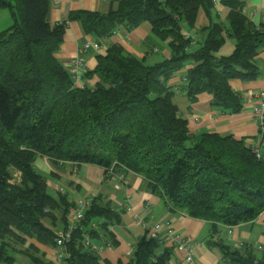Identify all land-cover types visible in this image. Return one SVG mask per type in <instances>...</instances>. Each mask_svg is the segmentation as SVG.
<instances>
[{"label": "trees", "instance_id": "obj_1", "mask_svg": "<svg viewBox=\"0 0 264 264\" xmlns=\"http://www.w3.org/2000/svg\"><path fill=\"white\" fill-rule=\"evenodd\" d=\"M112 1L115 7L106 13L70 11L65 21L53 23L51 0H0L12 16L0 31V264H15L19 250L40 253L29 240L53 246L75 206L62 191L52 192L48 179L57 180L58 174L39 170V157L57 169L94 164L105 177L138 174L143 188L171 212L210 225L207 243L220 250L222 264H264L252 245L237 247L219 237L222 226L251 223L264 213V137L259 158L253 141L216 132L192 134L168 85L192 64L182 86L192 102L208 93L220 114L241 112L243 95L230 81L259 76L256 57L264 49V28L245 14L246 0ZM216 2L229 9L224 21ZM200 9L210 23L198 30L193 44L183 25L195 27ZM68 22L79 23L98 42L120 28L131 31L148 22L151 35L144 44L165 43L170 57L149 62L110 43L81 78L96 77V82L79 85L56 56ZM227 38L234 48L220 55ZM88 199L84 220L67 244L65 264H101L87 237L102 240L104 248L117 244L110 228L121 223L122 210L101 194ZM173 249L145 231L128 261L117 264H169ZM30 259L51 264L42 255Z\"/></svg>", "mask_w": 264, "mask_h": 264}, {"label": "crops", "instance_id": "obj_2", "mask_svg": "<svg viewBox=\"0 0 264 264\" xmlns=\"http://www.w3.org/2000/svg\"><path fill=\"white\" fill-rule=\"evenodd\" d=\"M49 19L53 23L65 21L70 11L92 10L108 12L115 7L112 0H51ZM218 17L224 21L229 9L221 3L215 4ZM9 12V11H8ZM5 8L0 7V31L8 27V13ZM244 12L247 17L258 27L264 28V0H246ZM210 23L209 18L203 9L197 15L195 27L183 25V32L193 36L201 27ZM151 35V26L148 22H142L137 27L128 31L120 28L116 33L107 39L96 41L91 35H86L79 23L68 22L63 43L56 56L67 68H71V59L81 53L86 60L87 70H93L96 66V55L105 53L110 43H120L125 49L139 57L146 56L149 62L159 61L170 57L169 48L165 43L155 41L157 45L144 44L145 39ZM90 42L91 46L85 48ZM101 44V48L97 46ZM234 48L232 39L227 38L220 49V55H228ZM260 68L257 78L251 80L232 79V88L240 92L243 97L248 91L264 89V49L256 57ZM192 67L188 64L184 69L175 73L168 81V85L175 89L173 102L177 106L179 114L189 122V129L192 134L202 132H216L220 134H232L237 139L244 138L247 142H256L259 134V126L245 107L236 114H220L211 106L212 96L202 93L192 102L182 90L184 86L183 77L187 70ZM97 78H83L77 82L79 85L96 82ZM264 145V144H263ZM49 159L39 157L35 166L42 172L49 174L54 171L58 174L57 180L52 182V192L64 190L70 201L76 198L87 196L93 197L101 194L109 199L114 207L122 210V221L110 229L115 235L117 244H111L102 249L100 255L101 264H117L119 260L127 262L133 251L136 240L146 230L152 229L156 224H161L160 234L162 236L179 235L186 243L194 246V264H222V256L217 247L209 246L208 236L210 225L202 220L192 218L181 212H171L166 203L158 196L153 195L143 188V179L140 175L129 173H118L123 175L126 181L115 187L116 178L105 177L104 169L94 164H82L73 166L67 164L63 169L53 168L49 165ZM264 213L251 222L238 226H222L219 237L226 239L231 244L240 247L242 244H250L257 255L263 258L259 245L264 247ZM231 231V232H230ZM97 245H102V240H92ZM40 250L45 251V245L31 240ZM173 245V256L169 264H185L186 252L178 241L170 242ZM51 262V261H50ZM52 263V262H51ZM55 264V263H53Z\"/></svg>", "mask_w": 264, "mask_h": 264}, {"label": "built area", "instance_id": "obj_3", "mask_svg": "<svg viewBox=\"0 0 264 264\" xmlns=\"http://www.w3.org/2000/svg\"><path fill=\"white\" fill-rule=\"evenodd\" d=\"M219 2H216V4ZM189 36V35H187ZM193 39V44L196 43L197 34L190 36ZM91 46V43L88 42L85 45V48ZM97 46L101 48V45ZM71 72L74 75V78L77 82L81 81L83 74L87 71V65L85 57L78 53L71 59ZM185 81L183 77V82ZM245 102L244 105L248 109L249 113L253 117L254 121L259 126V134L258 139L254 144V151L257 154V157H261V144L262 138L264 137V89L256 90V91H248L245 94ZM116 178L115 187L118 189L121 183L126 181V178L123 175H114ZM62 193H64L63 189H60ZM89 205V199L87 196L78 197L75 199V206L71 211L68 222L66 226L62 229H58L55 234V244L53 246L45 247V253L49 258V261L55 264H65V257L67 255V244L71 241L73 232L80 226L85 217V208ZM264 221V218H263ZM93 227H97V223L93 224ZM161 224H156L152 229L146 230L148 231V235L154 238L159 239V241L163 245H167L168 243L174 241H178L179 244L182 245L184 251L186 252L185 256V264H194V246L191 243H186L183 241L182 237L179 235L172 236H162L160 234ZM231 232V231H230ZM86 245L89 246L94 252L100 254L104 247L97 245L91 241L89 237L86 239ZM171 246V245H169ZM264 258V247L259 245L258 247Z\"/></svg>", "mask_w": 264, "mask_h": 264}, {"label": "rangeland", "instance_id": "obj_4", "mask_svg": "<svg viewBox=\"0 0 264 264\" xmlns=\"http://www.w3.org/2000/svg\"><path fill=\"white\" fill-rule=\"evenodd\" d=\"M5 10L8 12L9 11V9L8 8H5ZM9 13V15H8V21L10 20V22H9V25L12 23V16H11V12L9 11L8 12ZM8 25V26H9ZM244 98V102L246 101L245 100V96L243 97ZM50 163V162H49ZM49 165H51V163L49 164ZM52 166V165H51ZM53 167V166H52ZM54 168V167H53ZM55 169V168H54ZM18 175H19V173H17L16 172V174H15V178L16 179H18ZM48 181L49 182H51L50 184L52 185V182H55V181H53V178L52 177H49V179H48ZM29 241H31V240H29ZM26 245H28V244H26ZM25 245V247H28V246H26ZM16 247H17V249H20V246H18V245H16ZM38 249V251L40 252V253H32V252H35V251H32V252H29V249H28V252L26 253V254H24L23 252V250H21V251H23V252H19V251H17V253H15V264H33L32 262H31V259H30V257H31V254L33 255H42V257H43V259L45 260V261H47V262H50L49 261V258L47 257V255H46V253L45 252H43L42 251V249L40 250L39 248H37ZM51 263V262H50ZM51 264H53V263H51Z\"/></svg>", "mask_w": 264, "mask_h": 264}]
</instances>
